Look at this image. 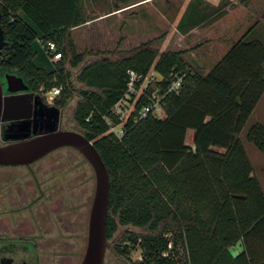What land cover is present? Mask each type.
<instances>
[{"label": "trees", "instance_id": "trees-1", "mask_svg": "<svg viewBox=\"0 0 264 264\" xmlns=\"http://www.w3.org/2000/svg\"><path fill=\"white\" fill-rule=\"evenodd\" d=\"M85 21L83 0H0L1 64L35 91L61 86L56 99L75 100L73 123L110 175L107 241L140 248L146 264H264V188L241 138L264 94V42L249 38L251 27L206 73L184 51H159L154 39L85 63L71 32ZM48 41L62 55L58 62ZM70 68H78L79 89ZM152 69L183 74L181 89L165 96L160 115L130 117L119 137L102 116L127 91L128 70ZM245 139L264 155L263 122Z\"/></svg>", "mask_w": 264, "mask_h": 264}, {"label": "flooded vegetation", "instance_id": "flooded-vegetation-1", "mask_svg": "<svg viewBox=\"0 0 264 264\" xmlns=\"http://www.w3.org/2000/svg\"><path fill=\"white\" fill-rule=\"evenodd\" d=\"M1 59L2 51L0 76L4 80L3 76L6 71H16L4 69ZM27 83L28 91L38 94L28 81ZM75 104V100L72 99L68 101L56 98L49 101L48 97H43L41 101L33 99L28 118L1 121L0 144L15 141L17 140L15 136L23 133H29L28 138H30L51 131L75 130L80 132L72 120ZM27 112L26 109L8 111L10 115ZM68 121L72 122V127L66 126L65 122ZM27 122H29L28 130H25ZM52 125H55L53 130L50 129ZM21 128L24 129L21 130ZM85 160H87L86 157L77 148L66 145L55 148L29 164L10 166L19 167L14 175L3 169L6 165H0V191L2 190L0 194L2 205L0 248L12 252L11 255L2 256L0 264H62L63 255L61 253L58 255L57 250H81L83 248L85 252L87 245L85 227L87 226L88 231L89 216L85 226V211H81L84 204L85 173L84 169L80 168ZM24 167L31 175V182L28 179H21ZM21 208H28L32 211L28 229L18 232L17 230L27 216L15 218L12 215ZM7 217L11 222L6 221ZM112 245L111 253L119 260L128 264H146L143 258L133 260L130 257L129 253L136 246L129 242L120 243L116 239ZM125 245L128 246L127 249L123 248ZM108 250L110 247L107 241L103 264H111V258L107 256ZM20 252L24 254L21 255Z\"/></svg>", "mask_w": 264, "mask_h": 264}, {"label": "rangeland", "instance_id": "rangeland-1", "mask_svg": "<svg viewBox=\"0 0 264 264\" xmlns=\"http://www.w3.org/2000/svg\"><path fill=\"white\" fill-rule=\"evenodd\" d=\"M84 1L87 22L81 28L75 30L73 35L77 50L87 53L85 56V63L104 56L106 54L105 51H113L115 49L129 50L138 46L142 43L143 39L147 38L141 34L144 31L150 34L147 35L148 37H153L155 40L154 46L159 51H184V59L191 67L204 73L210 70L212 65L225 53V51H227L232 44L251 27L249 38H257L264 42V0H207V9L203 14H201V10L197 9L195 11V20L197 19L199 22L197 24H192L190 27L191 31L183 35H180L175 29L173 25L175 21L173 19L170 20V23L166 22L164 28H159L157 30V16L156 14H152V11H149L151 18L147 19L150 29L143 27L141 24L143 18L142 13H147V10L143 9V6H141L142 4L132 10V13H135V17L140 23L137 24V22L133 20V27H129L125 20L129 16V11H123L120 16L112 14L113 2L115 0ZM143 1L144 0H135L134 2L142 3ZM179 1L183 2L184 0ZM208 1L214 4L208 3ZM224 1L232 3L231 6L225 9ZM172 15L173 13H171V16ZM99 16H102V19H99ZM250 22L251 24L253 22L255 23L248 25ZM163 32L165 33L162 34ZM128 33L134 35L129 36ZM164 36L166 37L165 40H163ZM70 69L73 74L72 78L76 88H81L76 80L78 68ZM77 96L78 93L75 92L73 99ZM256 121L264 123V94L241 133V138L247 154L253 162L254 173L260 179L264 188V155L252 142L245 139L246 131ZM65 123L68 127H72L73 125L70 121ZM187 142L189 144H193L194 142L193 129L188 131ZM80 168L84 169L85 173L84 204L81 207V211H85L84 223L86 226L95 193L96 178L94 169L88 160H85ZM3 169L14 175L19 170V167L4 166ZM22 170L24 174L21 179H28L30 180L29 182H31V175L28 174L26 168L24 167ZM48 175H46V177ZM0 194H2V190ZM1 207L2 205L0 203V211ZM31 211L32 210L28 208H21V210H17V212L12 215V217L15 216V218L27 216L26 219L24 218L23 224L19 228L20 231L17 230L18 232L28 229ZM6 221L11 222L8 217ZM85 233H87V226L85 227ZM0 236H2V234H0ZM113 242H115V239L108 240L110 250H108L107 256L111 258V264H128L112 255L111 247L113 246ZM237 248V245L232 247V252H236ZM56 252L58 255L60 253L63 255L62 264H79L84 249L57 250ZM11 253L12 252L9 250L0 248V258L4 255H11ZM23 254L21 253V255ZM129 254L133 260H141L143 258L141 250L138 247H135ZM18 255L20 254L18 253Z\"/></svg>", "mask_w": 264, "mask_h": 264}, {"label": "water", "instance_id": "water-1", "mask_svg": "<svg viewBox=\"0 0 264 264\" xmlns=\"http://www.w3.org/2000/svg\"><path fill=\"white\" fill-rule=\"evenodd\" d=\"M5 41L0 32V54ZM0 76V123L13 118L30 116L32 101H41L40 94L29 92V85L22 75L6 71ZM50 94V93H49ZM26 109V114L10 115L8 111ZM28 124L25 130H28ZM55 125L50 127L51 130ZM24 128H21L23 130ZM29 133L15 136V141L0 144V165L29 164L60 146L77 148L92 165L96 184L89 213L87 245L80 264H103L107 246V216L110 199V175L102 156L83 133L75 130L51 131L28 138ZM20 139V140H18Z\"/></svg>", "mask_w": 264, "mask_h": 264}, {"label": "built area", "instance_id": "built-area-1", "mask_svg": "<svg viewBox=\"0 0 264 264\" xmlns=\"http://www.w3.org/2000/svg\"><path fill=\"white\" fill-rule=\"evenodd\" d=\"M46 50L51 54L53 61L58 62L62 58L53 41L46 43ZM128 74L127 91L111 106L109 112L102 116L109 126V131L116 133L119 137L123 135L124 124L130 117L136 123L149 114L160 115L165 96L179 92L184 78V75L179 72H172L168 77H164L154 69L146 75L138 74L134 70H128ZM61 89V86L53 87L49 91L50 94L46 92L44 96L56 97L60 95ZM143 95L147 100L136 109V103ZM115 118L118 119L117 122Z\"/></svg>", "mask_w": 264, "mask_h": 264}, {"label": "crops", "instance_id": "crops-1", "mask_svg": "<svg viewBox=\"0 0 264 264\" xmlns=\"http://www.w3.org/2000/svg\"><path fill=\"white\" fill-rule=\"evenodd\" d=\"M207 0H184L183 2L179 1V0H144L142 3L140 2H126V3H122L119 0H115L113 2V12L112 14H117V15H121L123 11H129L128 14L129 16L125 19L126 23L129 27H133L132 21H136L137 24L140 23L138 22V19L135 17V13H132V10H134L135 8H137V6H143L144 10H147V13L143 12L142 13V26L143 27H147V29H150L149 26V21H147V19L151 18V14L149 13V11H152V14H156L157 16V30L159 28H164L166 22H171L170 20H174L175 23L173 24L175 26V29L180 33V35L183 34H187L188 32L191 31L190 27L191 25L194 23L193 21H195L194 17H196V13L195 10H201V14H203L205 12V10L207 9L206 5H207ZM208 3H213L208 1ZM214 4V3H213ZM224 8H228L231 6L232 3H229L228 1H224ZM171 13H173V15L171 16ZM83 15L84 18L86 19V21L84 23H82L81 25L75 26L71 29L72 32V38L74 40V35L73 32L79 28H81L82 26L85 25V23L87 22V18L85 17V1L83 0ZM99 19H102V16H99ZM255 23V22H253ZM252 23V24H253ZM251 22L248 25H252ZM178 27V29H177ZM183 31V32H182ZM165 32H163L162 34H164ZM142 36L147 37L146 39H143L142 42H146L148 40L153 39V37L151 36H147L149 33L147 32H142L141 33ZM129 36H133L134 34L128 33ZM150 35V34H149ZM138 36V35H137ZM166 37L164 36L163 40H165ZM75 43V40H74ZM76 45V43H75ZM77 46V45H76ZM226 52V51H225ZM42 90L37 91L38 94H40L42 97H47L44 96V93H49V91H44L43 88H40ZM57 97V96H56ZM56 97H48L49 101H52L54 98ZM251 160V159H250ZM252 162V160H251ZM253 164V162H252ZM6 166H13V165H6ZM254 167V166H253ZM260 180V179H259ZM262 184V183H261ZM263 186V185H262ZM238 246L237 251L233 252V254H237L241 249H242V244L241 242H238L236 244ZM235 246V245H234ZM232 246V247H234ZM231 247V250H232Z\"/></svg>", "mask_w": 264, "mask_h": 264}]
</instances>
